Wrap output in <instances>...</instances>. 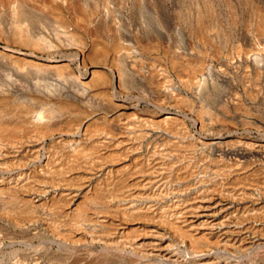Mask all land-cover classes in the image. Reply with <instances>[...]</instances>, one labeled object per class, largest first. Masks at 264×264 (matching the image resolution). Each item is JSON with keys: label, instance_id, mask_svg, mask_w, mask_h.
<instances>
[{"label": "rangeland", "instance_id": "1", "mask_svg": "<svg viewBox=\"0 0 264 264\" xmlns=\"http://www.w3.org/2000/svg\"><path fill=\"white\" fill-rule=\"evenodd\" d=\"M0 53L88 88L0 81V264H264V0H0Z\"/></svg>", "mask_w": 264, "mask_h": 264}, {"label": "bare ground", "instance_id": "2", "mask_svg": "<svg viewBox=\"0 0 264 264\" xmlns=\"http://www.w3.org/2000/svg\"><path fill=\"white\" fill-rule=\"evenodd\" d=\"M15 1V0H14ZM22 2V1H21ZM13 4V3H12ZM8 5V4H7ZM14 5V4H13ZM16 5V4H15ZM14 5V8L12 7V9H14V13L17 11L16 10V6ZM18 5V4H17ZM11 7V6H10ZM6 11V10H5ZM10 11V10H9ZM16 14H17V12H16ZM46 15V14H45ZM46 18V17H45ZM48 18V17H47ZM51 20V19H50ZM106 20V19H105ZM52 21V20H51ZM47 22V21H46ZM55 24V23H54ZM53 24V25H54ZM48 25H51V24H48ZM57 25V24H56ZM52 26V25H51ZM55 26V25H54ZM54 26H52V27H54ZM54 28H56V27H54ZM60 29V28H59ZM44 30V29H43ZM51 30H52V28H51ZM56 30V29H55ZM69 30V29H68ZM56 31H58V29L56 30ZM64 31H62V33H63ZM57 33H59V32H57ZM55 36V35H54ZM59 36H65V38H66V35H59ZM59 36H56L55 38H56V40L58 41L59 39ZM117 36V35H116ZM53 37V36H52ZM58 37V38H57ZM62 39V38H61ZM63 40H65V39H63ZM35 41H37V40H35ZM59 41H61V40H59ZM44 43H46V42H44ZM109 43V42H108ZM119 43V42H118ZM68 44V43H67ZM120 44V43H119ZM70 45V44H69ZM38 46V45H37ZM52 46V45H51ZM50 46V47H51ZM42 47V46H41ZM43 48H45V47H43ZM46 49H48V48H46ZM52 49V48H51ZM45 50V49H44ZM48 50H50V49H48ZM6 51L7 52H10V53H19V51H17V50H14V49H6ZM9 53V54H10ZM120 53V52H119ZM1 54V53H0ZM20 54V53H19ZM121 54H122V52H121ZM183 54V53H182ZM3 55V56H2ZM120 55V54H119ZM5 56H7V57H5ZM4 56V54L2 53L1 55H0V81H1V83H2V85L4 86V88L6 87L8 90H10L9 92H18V91H20L21 90V88H20V84L18 83V82H20V81H27V82H30V81H33L32 83H33V91H35L37 94L38 93H41V94H50V93H57V92H62V93H64V94H72V95H74V96H77L76 98H81V99H83L85 96H87V93H88V88L85 86H83V84H77V88L76 89H74V90H72L70 87H69V84H72V83H74V82H78V81H75V80H72V78L71 77H67L66 75V77H63V76H61L60 74H56L53 70H51V67L49 68V66L48 67H40V66H33V65H23L22 67H20L21 65H19V66H17L18 64L17 63H15L14 64V60H13V62H12V60L11 61H9L10 60V56L8 57V55H5ZM117 56V59H118V53L115 55V57ZM178 57V56H177ZM180 57H181V55H180ZM193 57V56H192ZM191 57V58H192ZM9 58V59H8ZM184 58V57H183ZM188 58V57H187ZM252 58V57H251ZM256 58H257V56H256ZM190 60V59H189ZM261 60V59H260ZM255 61V60H254ZM257 61H259V59L257 60ZM18 62V61H17ZM185 62V61H184ZM189 62V61H188ZM180 63V62H179ZM186 63V62H185ZM258 63V62H257ZM260 64V63H259ZM182 65V64H181ZM189 65V64H188ZM186 66V65H185ZM54 67V66H53ZM52 67V68H53ZM191 67V66H190ZM189 67V68H190ZM178 71H179V69H178ZM190 72V71H189ZM58 73V72H57ZM63 73V72H62ZM196 78V77H195ZM45 80L44 82H42V81H39V80ZM203 79V78H202ZM35 80V81H34ZM197 80V79H196ZM31 83V82H30ZM78 83H80V82H78ZM189 83V82H188ZM202 83V82H201ZM203 84V83H202ZM199 85H200V83H199ZM25 86V85H24ZM23 86V87H24ZM22 87V88H23ZM196 87V86H195ZM0 88H3V87H0ZM5 88V89H6ZM87 88V89H86ZM24 89V88H23ZM3 90V89H2ZM7 90V91H8ZM26 90V89H25ZM197 90H199V89H197ZM6 90H4V92H5ZM31 91V90H30ZM22 93V92H21ZM34 93V92H33ZM18 94V93H17ZM50 95H52V94H50ZM57 95V94H56ZM12 96V95H11ZM44 97V96H43ZM2 98V97H1ZM8 104V103H7ZM43 114V113H42ZM42 114L41 113H39L38 114V120L39 119H41V117H42ZM165 116V115H164ZM25 117V116H24ZM27 117V116H26ZM168 117V116H167ZM167 117H164V118H167ZM164 120V119H163ZM23 124V123H22ZM39 125V124H38ZM8 128V127H7ZM10 129V128H9ZM2 134H3V131L1 132ZM5 134H3V135H5V137L7 136L8 137V134L6 133V132H4ZM2 134H1V136H2ZM10 136V135H9ZM2 137H4V136H2ZM18 138V137H17ZM38 138V137H37ZM14 141V140H13ZM15 142V141H14ZM2 143V142H1ZM212 143V142H211ZM218 143H220V142H218ZM18 144V143H17ZM239 145H240V143H239ZM220 146V145H219ZM249 146V145H248ZM252 146H254V145H252ZM263 146V145H262ZM7 147V146H6ZM222 147V146H221ZM220 147V148H221ZM227 147V146H226ZM241 147V146H240ZM239 147V148H240ZM244 147V146H243ZM242 147V148H243ZM250 147V146H249ZM223 148V147H222ZM225 148V147H224ZM237 148H238V146H237ZM256 148V147H255ZM231 149V148H230ZM254 149V148H253ZM258 149V148H257ZM227 150H229V149H227ZM235 150H236V148H235ZM246 150V149H245ZM184 151V150H183ZM230 151V150H229ZM238 151V150H237ZM263 151V150H262ZM84 152V151H83ZM87 152H89V151H87ZM233 152V151H232ZM247 152V151H246ZM252 152V151H251ZM231 153V152H230ZM235 153H236V151H235ZM238 153L239 154H241V155H243V154H245V152L243 151V150H239L238 151ZM90 154V153H89ZM79 155V154H78ZM81 155V154H80ZM251 155V154H250ZM76 156V155H75ZM249 155H247V157H248ZM166 157V156H165ZM188 157V156H187ZM246 157V156H245ZM244 157V158H245ZM243 158V157H242ZM177 159V158H176ZM175 159V160H176ZM84 160V159H83ZM170 161V160H169ZM185 161V160H184ZM84 162V161H83ZM182 164V163H181ZM82 165V164H81ZM98 165V164H97ZM179 165V164H178ZM185 165V164H184ZM102 166V165H101ZM106 167V166H105ZM149 167V166H148ZM154 168V167H153ZM157 168H159V167H157ZM163 168V167H162ZM190 169V168H189ZM122 170V169H121ZM162 170V169H161ZM71 171V170H70ZM106 171V170H105ZM181 171H183V170H181ZM49 172V171H48ZM53 172V171H52ZM110 172V171H109ZM158 172V171H157ZM55 173V172H54ZM69 173V172H68ZM130 173V172H129ZM140 174V173H139ZM195 175V174H194ZM218 175V174H217ZM222 175V174H221ZM123 176V175H122ZM142 176V175H141ZM134 177V176H133ZM51 178V177H50ZM63 178V177H62ZM71 178V177H70ZM112 178V177H111ZM163 178V177H162ZM161 178V179H162ZM199 178V177H198ZM221 178V177H220ZM84 179V178H83ZM128 179H131V178H128ZM194 179V178H193ZM196 179V178H195ZM49 180V179H48ZM82 180V179H81ZM50 181V180H49ZM59 181H60V178H59ZM64 181V180H63ZM110 181V180H109ZM119 181V180H118ZM144 181V180H143ZM153 181V180H152ZM52 182V181H51ZM81 182V181H80ZM156 182V181H155ZM125 183V182H124ZM137 183V182H136ZM153 183V182H152ZM130 184V183H129ZM154 184V183H153ZM259 184V183H258ZM60 185V184H59ZM66 185V184H65ZM131 185V184H130ZM164 185V184H163ZM241 185V184H240ZM61 186V185H60ZM120 186V185H119ZM156 186V185H155ZM233 186V185H232ZM245 186V185H244ZM53 187V186H52ZM108 187V186H107ZM106 187V188H107ZM147 187V186H146ZM228 187V186H227ZM258 187V186H257ZM110 188V187H109ZM121 188V187H120ZM232 188V187H231ZM236 188V187H235ZM40 189V188H39ZM127 189H129V188H127ZM143 189V188H142ZM102 190V189H101ZM132 190V189H131ZM140 190V189H139ZM235 190V189H234ZM244 190V189H243ZM263 190V189H262ZM104 191V190H103ZM118 191V190H117ZM121 191V190H120ZM125 191V190H124ZM258 191V190H257ZM111 192V191H110ZM123 192V191H122ZM100 193V192H99ZM98 193V194H99ZM106 193V192H105ZM124 193V192H123ZM234 193V192H233ZM249 193V192H248ZM112 194V193H111ZM114 194V193H113ZM119 194H121L120 192H119ZM128 194V193H127ZM141 194V193H140ZM146 194V193H145ZM166 194V193H165ZM231 194V193H230ZM237 194V193H236ZM240 194V193H239ZM244 194V193H243ZM102 195V194H101ZM118 194H116V195H114L115 197L117 196ZM167 195V194H166ZM227 195H228V193H227ZM235 195V194H234ZM233 195V196H234ZM110 196H112V195H109V197ZM138 196H139V194H138ZM141 196V195H140ZM143 196H144V194H143ZM146 196V195H145ZM162 196H164V195H162ZM98 197V196H97ZM134 197V196H133ZM154 197H155V195H154ZM201 197V196H200ZM140 198H142V197H140ZM147 198V197H146ZM145 198V199H146ZM110 199H111V197H110ZM113 199V198H112ZM143 199V198H142ZM243 199V198H242ZM93 200V199H92ZM91 200V202H90V204L93 202ZM147 200H148V198H147ZM106 201V200H105ZM88 202V201H87ZM95 202V201H94ZM93 202V203H94ZM108 202V201H107ZM126 202V201H125ZM127 203H131L130 201L129 202H127ZM121 204V203H120ZM133 204V203H132ZM132 204H131V206H132ZM178 204V203H177ZM193 204V203H192ZM197 204H199V203H197ZM102 205V204H101ZM189 205H191V204H189ZM84 206H86V205H84ZM91 206V205H90ZM98 206H100V205H98ZM127 206V205H126ZM125 206V207H126ZM131 206L129 207V209H131ZM194 206V205H193ZM97 207V206H96ZM139 207V206H138ZM189 207H191V206H189ZM200 207V206H199ZM95 208V207H94ZM118 208V207H117ZM133 208V207H132ZM152 208V207H151ZM185 209L186 208H188V207H184ZM201 208V207H200ZM200 208H198L199 210H200ZM80 209V208H79ZM98 209H100V207L98 208ZM141 209V208H140ZM140 209H138V210H140ZM189 209H191V208H189ZM189 209H187V210H189ZM197 209V210H198ZM90 210V209H89ZM97 210V209H96ZM104 210V209H103ZM133 210V209H132ZM135 210H137V207H136V209ZM145 210V209H144ZM152 210V209H151ZM179 210V209H178ZM183 210V209H182ZM211 210V209H210ZM127 211V210H126ZM125 211V212H126ZM143 211V210H142ZM148 211V210H147ZM191 211V210H190ZM204 211V210H203ZM17 212V211H16ZM30 212V211H29ZM111 212V211H110ZM161 212V211H160ZM184 212H185V210H184ZM183 212V213H184ZM198 212V211H197ZM196 211H195V213H197ZM209 212V211H208ZM207 212V213H208ZM15 213V212H14ZM34 213H35V211H34ZM95 213H96V211H95ZM99 213V212H98ZM121 213V212H120ZM138 213H140V212H138ZM181 213V212H180ZM180 213H178V216L180 215ZM188 213H190V212H187L186 214H187V216H188ZM191 213H193L192 211H191ZM16 214V213H15ZM31 214V213H30ZM81 214H82V212H81ZM136 214V213H135ZM32 215V214H31ZM35 215V214H34ZM75 215V214H74ZM106 215V214H105ZM177 215V214H176ZM185 215V214H184ZM189 215H192V214H189ZM197 215V214H196ZM201 215V214H200ZM213 215V214H212ZM37 216V215H36ZM182 217H183V215H181ZM181 217V218H182ZM198 217V216H197ZM201 217V216H200ZM203 217V216H202ZM205 217H208V216H205ZM211 217V216H210ZM213 217V216H212ZM124 218V217H123ZM127 218H129V217H127ZM170 218H171V216H170ZM194 218H195V216H194ZM199 218V217H198ZM30 219V218H29ZM83 219V218H82ZM136 219V218H135ZM173 219V218H172ZM171 219V220H172ZM183 220H184V218H182ZM207 219V218H206ZM72 220V219H71ZM97 220V219H96ZM101 220H102V218H101ZM180 220V219H179ZM189 220H191V219H189ZM199 220H201V219H199ZM99 221V220H98ZM176 221H178V219H177V216H176ZM187 221H188V219H187ZM203 221H205V220H203ZM207 221H209V220H207ZM73 222V221H72ZM95 222V221H94ZM185 222V221H184ZM190 222V221H189ZM201 222V221H200ZM206 222V221H205ZM210 222V221H209ZM78 223V222H77ZM220 223V222H219ZM85 224V223H84ZM98 224V223H97ZM182 224V223H181ZM185 224V223H184ZM183 224V225H184ZM201 225H203L204 224V222H202V223H200ZM209 224V223H208ZM210 224H211V222H210ZM82 225V224H81ZM190 225H192V224H190ZM195 225H196V223H195ZM195 225H192V226H195ZM204 225H206V224H204ZM79 226V225H78ZM101 226V225H100ZM188 227H189V225H187ZM186 226V227H187ZM197 226V225H196ZM208 226V225H207ZM206 226V227H207ZM213 226V225H212ZM75 227V226H74ZM184 227H185V225H184ZM205 227V226H204ZM209 227V226H208ZM84 228V227H83ZM191 228V227H190ZM194 228V227H193ZM195 228H198V226L197 227H195ZM210 228V227H209ZM93 229V228H92ZM95 229V228H94ZM93 229V230H94ZM104 229V228H103ZM206 229V228H205ZM91 230V229H90ZM185 230V229H184ZM191 230H193V229H191ZM191 230H187V231H191ZM198 230V229H197ZM82 231V230H81ZM196 231V230H195ZM152 232V231H151ZM180 232V231H179ZM197 232V231H196ZM199 232V231H198ZM210 232V231H209ZM153 233V232H152ZM183 233V232H182ZM193 233V232H192ZM200 233V232H199ZM103 234V233H102ZM179 234V233H178ZM185 234H186V232H185ZM196 234V233H195ZM198 234V233H197ZM118 235V234H117ZM149 235H150V233H149ZM154 235V234H153ZM152 234H151V236H153ZM122 236V235H121ZM148 236V235H147ZM193 236V235H192ZM139 237V236H138ZM156 237V236H155ZM195 237H197V235L195 236ZM144 238H146V237H144ZM148 238V237H147ZM150 238V237H149ZM193 237H191V239H192ZM151 239V238H150ZM200 239V238H199ZM155 240V239H154ZM201 240V239H200ZM122 241V240H121ZM131 242L133 241V240H130ZM142 241H143V239H142ZM146 240H144L143 242H145ZM150 241V240H149ZM152 241V240H151ZM195 241H198V240H193L192 239V242H190V243H195ZM115 242H118V241H115ZM126 242H128V241H126ZM155 243H156V241H154ZM120 243V242H119ZM146 243H148V242H146ZM150 243H152L153 244V242H150ZM189 243V244H190ZM197 243V242H196ZM195 243V244H196ZM203 243V242H202ZM70 244V243H69ZM113 244V243H112ZM122 244V243H121ZM130 244V243H129ZM134 244H137V245H140L141 246V244L142 243H139L138 241H135L134 242ZM197 244H199V242L197 243ZM204 244V243H203ZM223 244V243H222ZM106 245V244H105ZM104 245V246H105ZM111 244H109L108 246H110ZM124 244H122V246H123ZM158 245V244H157ZM201 245V244H200ZM217 245V244H216ZM62 247H67L65 244H62L61 245ZM76 246V245H75ZM112 246V245H111ZM116 246H117V243H116ZM116 246H114V247H112V248H114L115 250H117L118 249V247H121V245L120 246H118V247H116ZM127 246V245H126ZM130 246V245H129ZM135 246V247H134ZM143 246V245H142ZM146 246V245H145ZM150 246H152V245H150ZM150 246H148V247H150ZM156 245H154V246H152L151 248L152 249H156V248H154ZM193 246V245H192ZM203 246H205V245H202V247ZM219 246V245H218ZM107 247V246H106ZM124 247V246H123ZM137 246L136 245H133V247H132V249L134 248V250L133 251H137V248H136ZM139 247V246H138ZM196 247H198V246H196ZM76 248V247H75ZM79 248V247H78ZM81 248V247H80ZM109 248V247H108ZM111 248V247H110ZM160 248V247H159ZM167 248V247H166ZM74 249V248H73ZM107 249V248H106ZM121 249V248H120ZM119 249V250H120ZM123 249V248H122ZM126 249V248H125ZM132 249H131V252H133L132 251ZM139 249H141V248H139ZM194 249V248H193ZM205 249V248H204ZM69 250V249H68ZM76 250V249H75ZM78 250V249H77ZM124 250V249H123ZM159 250V249H158ZM199 250V249H198ZM202 249H200V251H201ZM80 251V250H79ZM84 251V250H83ZM106 251V250H105ZM147 251V250H146ZM190 250H188V252H189ZM195 251H197L196 249H195ZM166 252H168V250L166 251ZM194 252V251H193ZM121 253V252H120ZM130 253V252H129ZM134 253V252H133ZM137 252H135V254H136ZM141 253V252H140ZM158 253V252H157ZM195 253H197V252H195ZM201 253V252H200ZM125 254V253H124ZM134 254V255H135ZM138 254V253H137ZM189 254V253H188ZM192 254V255H191ZM190 254V256H193V254L194 253H191ZM205 254H207V253H205ZM133 255V254H132ZM139 255H141V256H143V255H145V254H139ZM138 255V256H139ZM150 255V254H149ZM153 256V255H152ZM196 256V255H195ZM201 257L202 258V256H203V258L205 257V255H198V256H196V257ZM136 257V256H135ZM196 257H193V258H196ZM83 258V257H82ZM137 258V257H136ZM142 258V257H141ZM201 258H199V259H201ZM202 258V259H203ZM138 259V258H137ZM140 259V258H139ZM198 259V258H197ZM198 259V260H199ZM207 260V259H206ZM205 260V261H206ZM204 261V260H203ZM208 262V261H207ZM122 264H123V262H122ZM143 264V263H142Z\"/></svg>", "mask_w": 264, "mask_h": 264}]
</instances>
